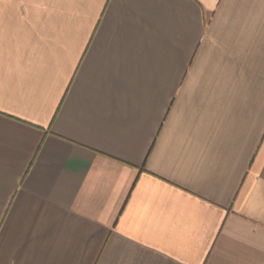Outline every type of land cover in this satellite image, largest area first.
<instances>
[{"label": "crops", "instance_id": "0c3cea01", "mask_svg": "<svg viewBox=\"0 0 264 264\" xmlns=\"http://www.w3.org/2000/svg\"><path fill=\"white\" fill-rule=\"evenodd\" d=\"M0 264H264V0H0Z\"/></svg>", "mask_w": 264, "mask_h": 264}]
</instances>
